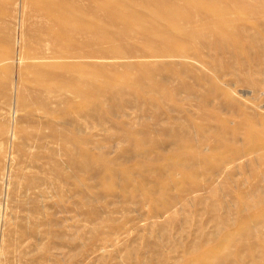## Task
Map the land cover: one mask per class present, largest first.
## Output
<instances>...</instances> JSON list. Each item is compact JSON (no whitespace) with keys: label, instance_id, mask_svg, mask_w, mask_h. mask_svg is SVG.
<instances>
[{"label":"rangeland","instance_id":"1","mask_svg":"<svg viewBox=\"0 0 264 264\" xmlns=\"http://www.w3.org/2000/svg\"><path fill=\"white\" fill-rule=\"evenodd\" d=\"M4 1L0 7L12 16L16 0ZM133 1L145 6L136 9L141 12L200 15V22L192 25L193 41L178 43L177 58H142V68L113 69L121 78L117 84L131 88L134 96L119 102L128 117L118 120L91 109L92 104H115L111 96L92 92L90 85L106 83L101 76L86 75L83 98L73 89L55 98L57 87L50 80L44 83L7 62L24 51L44 53L31 28L38 0L23 11L25 50L14 41L15 21L7 19L13 39L0 43V61H5L0 85L15 90L13 98L6 91L0 94V171L7 158L17 174L31 165L32 155L44 165L50 152L28 147L39 145L38 138L50 134L46 127H59L65 118L83 129L79 137L71 132L72 141L82 143L71 145L76 162L69 170L65 264H199L198 257L209 251H242L243 260L249 252L245 240L227 248L221 235L235 234L248 220L260 232L252 240L264 241V0L237 5L230 0ZM255 10L261 13L249 18ZM168 21L147 17L140 24L149 28L158 22L170 30L183 25ZM157 34L151 31L144 41L134 42L145 47L141 56L164 45L160 37H172ZM119 105L115 113L122 110ZM230 158L235 166L224 165ZM23 184L15 179L17 190ZM17 199L16 194L7 203L10 223L21 214ZM253 252L260 256L262 249L255 246ZM9 256L8 263L23 264L18 255Z\"/></svg>","mask_w":264,"mask_h":264},{"label":"bare ground","instance_id":"2","mask_svg":"<svg viewBox=\"0 0 264 264\" xmlns=\"http://www.w3.org/2000/svg\"><path fill=\"white\" fill-rule=\"evenodd\" d=\"M30 1L33 0H16L12 16H9L8 11L0 7V22L3 25L0 27V43L13 39L7 22V19L10 18L15 21L14 41L19 42L25 50L27 30L23 11ZM38 1L40 5L33 10L32 17L35 22L31 28H35V41L44 53L30 56L27 54L28 52L24 51L20 56L15 55L7 59V62L24 67L27 72L38 75L40 80H44V83L46 80H50L52 85L57 87V92H53L56 95L55 98H63V91L68 93L70 91L67 90L70 89L74 90L71 91L73 95L83 98L86 94L82 90V87L85 86L86 75L91 73L95 77L101 76L106 83L90 85L91 90L102 96H111L115 104L107 108L92 104L91 109L96 113L95 115L106 119L118 120L121 117H128V112L123 110L125 107H120L119 102L127 96L134 97L133 92L130 91L131 88L128 89L124 85L120 87L117 84L121 78L113 69L142 68L144 64L141 60L138 61L142 58L156 60L177 58L178 43L193 41L196 34L192 25L200 22V15H181L174 11H168L162 15L152 11L141 12L136 9L145 6L137 4L133 0ZM230 1L232 5L233 3L237 5L238 2L249 3L248 0ZM250 1L252 2V0ZM199 9L203 10L201 7ZM260 13L255 10L249 18L256 17ZM203 14L207 17L210 16L208 11ZM147 17L158 22L178 21L183 25L174 30H170L166 26L163 27L164 25L161 26L158 22L157 24L153 23L149 28L141 27L140 23ZM151 31L158 33L157 35L171 34L172 37H160L164 45L156 47L152 55L141 56V53L145 52V47L137 46L134 42L144 41ZM122 41L130 43V46L122 48L115 45ZM92 60L98 62H87ZM4 62L0 61V65H3ZM18 89H16V93ZM13 90L15 89L9 90L0 85L1 95L6 91L13 98ZM17 94L19 95V92ZM118 105L122 110L115 113L113 109L116 106L118 108ZM46 129L50 131V134L40 136L38 138L39 145L28 147L30 151L39 148L50 152L49 157L45 158L44 165L40 164V157L32 155L31 165H23L20 168V173L17 174L13 171V161L7 158L4 168L0 171V264H10L8 263L10 262L9 255L12 253L18 255L23 264H65L67 261L69 170L70 166L76 162V158L71 153V145L79 147L82 143L77 139L72 141L71 132L74 137H79L83 134V129L78 125L71 124L65 118L60 120L59 127L49 124ZM252 138L256 139L253 136ZM261 141V148L264 152V140L261 139ZM133 144H135L134 141ZM234 160V158H230L224 165L235 166ZM39 173L42 176H39ZM15 179L24 182L20 190L15 187ZM16 194L19 197L17 202L20 203L21 214H18L16 223L11 221L14 225L13 228L7 221L6 210L7 203ZM262 215L264 216V211L260 213V216ZM259 233L257 225L245 220L235 234L221 235L222 239H220L227 248H232L236 242L244 239L243 247L246 246L245 249L249 250L248 257L246 255L241 260L242 251L225 254L209 251L198 257V262L199 264H238L235 260L237 257L243 261L242 264H251L247 261L249 258L255 260L254 264H264V241L254 242L252 240V237ZM216 238H218V234ZM53 242H58V244L54 246ZM255 246L262 249L260 256L254 254ZM12 249L14 252H10ZM54 250L58 251V255L54 254Z\"/></svg>","mask_w":264,"mask_h":264}]
</instances>
